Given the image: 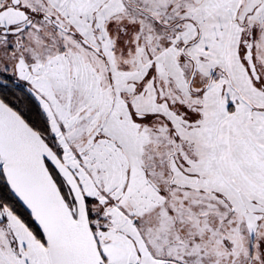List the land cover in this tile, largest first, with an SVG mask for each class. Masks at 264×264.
Instances as JSON below:
<instances>
[{"label": "snow or ice", "instance_id": "1", "mask_svg": "<svg viewBox=\"0 0 264 264\" xmlns=\"http://www.w3.org/2000/svg\"><path fill=\"white\" fill-rule=\"evenodd\" d=\"M0 264H264V0H0Z\"/></svg>", "mask_w": 264, "mask_h": 264}]
</instances>
